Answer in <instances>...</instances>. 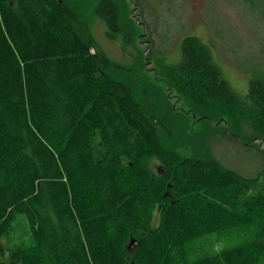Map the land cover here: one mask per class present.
Masks as SVG:
<instances>
[{"label": "trees", "instance_id": "trees-1", "mask_svg": "<svg viewBox=\"0 0 264 264\" xmlns=\"http://www.w3.org/2000/svg\"><path fill=\"white\" fill-rule=\"evenodd\" d=\"M97 19L119 35V0H0V238L24 221L31 241L0 264H264V169L247 177L210 149L178 153L177 123L190 118L169 96L228 135L230 122H252L264 151V78L242 101L187 37L182 66L151 84L111 60ZM226 233L239 242L192 256L194 242Z\"/></svg>", "mask_w": 264, "mask_h": 264}, {"label": "rangeland", "instance_id": "rangeland-1", "mask_svg": "<svg viewBox=\"0 0 264 264\" xmlns=\"http://www.w3.org/2000/svg\"><path fill=\"white\" fill-rule=\"evenodd\" d=\"M119 2L123 28L119 35L109 37L108 27L100 19L93 25L98 43L112 61L137 70V75L145 76L151 84L162 86V82L155 81L163 78L164 67L178 68L184 62V39L197 37L210 49L213 63L234 93L249 102L250 82L264 78V0H136L137 10L131 0ZM138 15L146 28L137 24ZM169 96L175 113L190 118L177 123L176 129H185L186 134V143L178 147V153L191 156L195 151L210 149L224 166L244 176L256 177L262 172L264 151L260 149V133L252 122L244 119L234 126L230 122L228 135L225 123L219 122L222 115L216 119L219 124L214 125L207 117L203 119V113L184 96L174 90ZM195 134L202 136L199 141L203 146L199 149L188 145ZM99 143V139L94 141L97 158L104 155ZM150 166L155 171L162 168L157 160L151 161ZM158 221L157 215L154 226ZM237 237V233L203 237L193 243L192 256L228 248L239 242ZM24 243L31 245L29 230L24 221H19L10 236L0 238V257L10 260V249Z\"/></svg>", "mask_w": 264, "mask_h": 264}, {"label": "flooded vegetation", "instance_id": "flooded-vegetation-1", "mask_svg": "<svg viewBox=\"0 0 264 264\" xmlns=\"http://www.w3.org/2000/svg\"><path fill=\"white\" fill-rule=\"evenodd\" d=\"M135 10L139 7V4H136V0H131ZM135 13V12H134ZM137 24L142 25L144 28H146L145 23L141 21L140 15L137 16Z\"/></svg>", "mask_w": 264, "mask_h": 264}, {"label": "water", "instance_id": "water-1", "mask_svg": "<svg viewBox=\"0 0 264 264\" xmlns=\"http://www.w3.org/2000/svg\"><path fill=\"white\" fill-rule=\"evenodd\" d=\"M134 243H135V241H133V242L131 243V245H130V248H131V249L134 248Z\"/></svg>", "mask_w": 264, "mask_h": 264}]
</instances>
